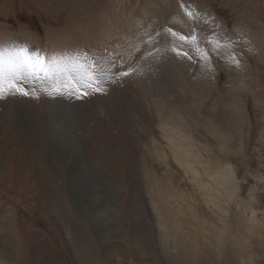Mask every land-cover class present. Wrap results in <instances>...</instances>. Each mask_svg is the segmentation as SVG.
<instances>
[{
  "label": "rangeland",
  "instance_id": "obj_1",
  "mask_svg": "<svg viewBox=\"0 0 264 264\" xmlns=\"http://www.w3.org/2000/svg\"><path fill=\"white\" fill-rule=\"evenodd\" d=\"M169 28L199 39L181 45ZM0 42L45 65L83 53L130 72L82 99L39 84L36 97L0 99L8 264H264L253 233V221L264 230V0H0ZM181 134L211 176L196 164V180L176 158ZM218 162L232 199L216 196Z\"/></svg>",
  "mask_w": 264,
  "mask_h": 264
},
{
  "label": "snow or ice",
  "instance_id": "obj_2",
  "mask_svg": "<svg viewBox=\"0 0 264 264\" xmlns=\"http://www.w3.org/2000/svg\"><path fill=\"white\" fill-rule=\"evenodd\" d=\"M188 15L189 18L195 19L191 10ZM167 33L171 37L178 36L181 45L199 39L195 32L191 36L179 35L169 28ZM151 39L152 37L149 36L148 40ZM224 39L227 44L231 43L230 39ZM216 47L217 50H223L226 44H222L218 39ZM130 48L134 50L135 45H130ZM169 50L177 56L184 55L191 59L188 52H182L175 42L170 45ZM229 55L235 57V53ZM236 63L238 64V61ZM115 67V60L111 57L101 56L96 59L87 57L83 53L64 54L61 59L54 57L45 65L43 56L33 53L26 45L0 42V99L10 95L36 97L38 84L42 85L41 90L48 95L66 94L82 99L94 92L105 91L106 89L103 88L105 82H114L116 78L130 74L129 71L116 73ZM45 81L48 82L47 86H44Z\"/></svg>",
  "mask_w": 264,
  "mask_h": 264
},
{
  "label": "bare ground",
  "instance_id": "obj_3",
  "mask_svg": "<svg viewBox=\"0 0 264 264\" xmlns=\"http://www.w3.org/2000/svg\"><path fill=\"white\" fill-rule=\"evenodd\" d=\"M186 136L187 135L181 134V135H179V139L178 140H175V141H172L171 140V142L173 144V147L175 149L176 158L178 157L179 160H180V163L183 164L187 169H189V171L191 172V174L193 175V177L195 179L199 176V174L197 173V171L195 169V167H196L195 165L196 164L197 165H201V167L204 169V174L209 177V175L211 173L210 167L205 164V162L200 158V156L197 153H194L193 152L192 148L190 147V139H188ZM66 146H68V150L72 151L73 146L71 147L70 146V143H69V145L66 144ZM73 150H76L77 151L76 147ZM224 151L225 152L227 151L226 148H224ZM75 154L77 155L78 168L76 167L77 170H75L74 172L77 173V174H79L81 176L80 171L82 172V170H81V168L79 166V163L81 164L80 153L79 152H75ZM203 162H204V164H203ZM216 167L217 168H216L214 174L212 175L213 176V180L216 183V186L217 187L218 186L221 187V189L223 191V192H221L222 194L217 193L216 196L220 197L219 199H221V197L222 198H225L226 197L225 199H228V198H231L232 199V197H235V193H234L235 192V187H234V183H233V177L231 175V170L229 169V167L226 165L225 162H218V165ZM72 174H73V171H72ZM196 180H198V179H196ZM83 183L85 185L84 191H86V193H87V196L86 195L85 196L86 197L89 196V198H91L94 195V197L91 198L92 199V203L91 204L93 205L94 201L96 200V196H95V191L96 190H95V188L93 186L92 178L91 177H88L87 178V176L83 177ZM201 184L203 185V187L205 189L208 188V187H206L207 184H204V183H201ZM88 193H90V195H88ZM101 215L98 214V213H96V212H94V218L97 221V223H99V225L102 227V230H103L102 237L107 242L108 233H107V229H106V225H105L106 222H105L104 217L101 216ZM253 222H254V224H253V230H254V232L253 233H257L256 235L258 237L260 235L261 236V240H260L261 242L260 243L261 244H264V230L261 227H259L260 224L258 225L256 223V221H253ZM257 236H255V237L257 238ZM109 250H110V248H108V251ZM109 255L112 256V253H109ZM7 258H10V257L5 256V255H3L1 257V255H0V264H8V263H10V262H8L9 260Z\"/></svg>",
  "mask_w": 264,
  "mask_h": 264
}]
</instances>
